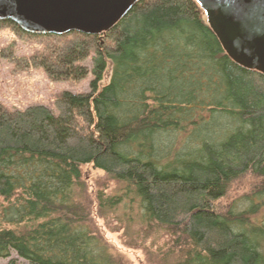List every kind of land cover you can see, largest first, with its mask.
<instances>
[{
	"label": "trees",
	"instance_id": "16d2710c",
	"mask_svg": "<svg viewBox=\"0 0 264 264\" xmlns=\"http://www.w3.org/2000/svg\"><path fill=\"white\" fill-rule=\"evenodd\" d=\"M54 36L67 41L34 65L78 80L92 55L94 79L57 114L0 104V259L123 264L76 199L91 165L119 187L97 208L164 233L173 264H264V74L229 56L199 2L139 0L108 32ZM247 174L256 185L222 203Z\"/></svg>",
	"mask_w": 264,
	"mask_h": 264
},
{
	"label": "rangeland",
	"instance_id": "374dc122",
	"mask_svg": "<svg viewBox=\"0 0 264 264\" xmlns=\"http://www.w3.org/2000/svg\"><path fill=\"white\" fill-rule=\"evenodd\" d=\"M66 41L65 37L28 34L0 22V104L11 112L45 106L57 114V100L65 92L89 91L94 79L92 55L82 62L90 70L88 75L78 80H54L43 67L34 65L35 58L48 55ZM110 77L111 67L101 85L106 84ZM256 183V178L250 174L234 181L222 203L228 205L249 192ZM118 190L117 182L104 171L91 165L83 167L76 199L88 216L90 229L104 240L113 256L123 264H173L174 258H167L168 239L164 233L147 237V231L136 221H131L122 208L106 216L97 208L99 192L113 195ZM13 257L18 258L16 253ZM7 262L8 259H0V264Z\"/></svg>",
	"mask_w": 264,
	"mask_h": 264
},
{
	"label": "water",
	"instance_id": "95a60500",
	"mask_svg": "<svg viewBox=\"0 0 264 264\" xmlns=\"http://www.w3.org/2000/svg\"><path fill=\"white\" fill-rule=\"evenodd\" d=\"M139 0H0V21L25 33L108 32ZM229 56L264 74V0H197Z\"/></svg>",
	"mask_w": 264,
	"mask_h": 264
}]
</instances>
